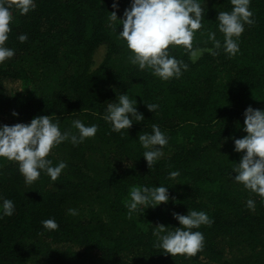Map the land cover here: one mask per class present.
Here are the masks:
<instances>
[{"label":"trees","instance_id":"trees-1","mask_svg":"<svg viewBox=\"0 0 264 264\" xmlns=\"http://www.w3.org/2000/svg\"><path fill=\"white\" fill-rule=\"evenodd\" d=\"M113 2L35 0L27 15L11 9L6 46L15 56L0 64V125L52 116L62 132L75 134V120L97 125L98 132L51 151L52 166L68 165L55 182L41 172L28 185L16 162L0 159V197L15 205L12 216L0 219V264H264V198L231 179L233 163L243 155L233 144L246 135L243 113L248 107L264 110V0H251L254 23L245 25L235 56L221 48L193 63L182 47H170L188 70L169 81L130 63L131 53L117 36L122 27L109 20ZM200 3L205 20L194 47L212 48V32L223 43L218 13L232 5ZM130 4L118 0L117 19ZM21 34L28 37L23 43ZM125 93L135 98L144 121L115 132L104 119L107 102ZM149 104L159 107L151 113ZM153 124L168 144L149 169L137 139L151 133ZM172 171L180 173L174 180ZM160 185L169 188V202L130 217L131 188ZM249 199L254 210L246 207ZM191 210L213 221L196 229L204 235L203 251L171 256L157 248L155 227H180L173 215ZM47 219H55L59 229H44Z\"/></svg>","mask_w":264,"mask_h":264},{"label":"clouds","instance_id":"clouds-1","mask_svg":"<svg viewBox=\"0 0 264 264\" xmlns=\"http://www.w3.org/2000/svg\"><path fill=\"white\" fill-rule=\"evenodd\" d=\"M232 9L220 11L217 16L218 30L223 34V43L216 38V33L209 34L212 48L194 47L196 32L203 28L205 9L200 0H131L130 7L125 9L122 19H117L118 0H114L115 9L109 16L110 22L119 21L122 30L118 38L125 42L131 55L129 61L137 65L139 70L150 69L152 74L162 81L179 79L183 72L188 70V64L178 60L170 54V47L180 46L196 62L204 53L217 55L223 48L229 56L239 52V38L245 31V25L254 23L253 12L250 10L251 0H230ZM15 7L21 15H27L35 9V0H0V64L12 59L15 50L6 46L11 32L10 24L13 20L11 9ZM111 27V23L109 25ZM26 34L18 39L21 43L27 40ZM147 110L155 112L157 104L146 105ZM17 116V113H12ZM106 122L112 125V130L122 132L129 130L135 123L144 121L143 114L137 110L135 98L127 93L116 97L115 102H107ZM242 138L234 139V151L243 153L238 164L232 170L234 182L264 198V110L248 107L243 113ZM72 127L77 130L74 134L70 130L61 131L59 119L52 116H38L30 123H17L12 126L0 125V159L16 162L18 171L24 177L26 184L37 181L41 172L46 173L52 182L58 180L66 162H59L52 166V160L47 157L51 151L64 142L70 141L73 145L83 143L85 139L94 138L98 126H86L80 120L73 121ZM138 142L145 150L143 159L148 168H154L164 155L163 149L168 144V136L156 124L152 125L151 133L138 134ZM180 175L179 171H172L170 179ZM232 177V176H231ZM168 187L133 186L130 190V202L126 205L129 216L137 211L156 208L169 202ZM246 207L255 209V201L247 200ZM15 205L12 200L0 197V219L12 216ZM70 215H76L77 210L69 209ZM173 218L180 227L170 229L157 226L156 247L171 256L186 254L194 256L203 251L204 235L201 226H211L213 221L203 211L191 210L187 215L174 214ZM44 229L54 232L59 229L55 219L42 222Z\"/></svg>","mask_w":264,"mask_h":264}]
</instances>
